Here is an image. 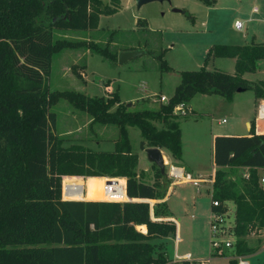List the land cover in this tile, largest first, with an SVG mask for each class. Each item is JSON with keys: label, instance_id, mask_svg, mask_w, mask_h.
<instances>
[{"label": "trees", "instance_id": "1", "mask_svg": "<svg viewBox=\"0 0 264 264\" xmlns=\"http://www.w3.org/2000/svg\"><path fill=\"white\" fill-rule=\"evenodd\" d=\"M119 3L0 0V264H170L160 240L175 235L177 224L153 219L149 202H121L128 197L164 198L166 193L160 182L148 184L142 180L143 172L138 174L139 156L129 127L140 129L141 149L165 148L180 160L179 117L184 115L174 113L176 106L198 94L221 95L232 101L237 92L248 89L257 99H264V80L253 82L244 77L264 59V43L254 40L245 45L213 46L205 61L235 58L236 72L205 66L181 71L169 101L158 100L160 105L154 109L124 108L118 91L105 98L78 90H51L48 78L54 57L65 50L83 48L117 60L107 45L58 38L56 31L95 29L100 16L115 14ZM162 53L161 66L169 70ZM61 99L90 114L92 122L116 125L115 149L63 146L54 110ZM214 163L212 209L216 208L214 200L224 203L217 207L222 212L227 210L225 203L235 204L237 240L230 263L238 264L236 256L252 251L247 236L264 229V187L260 184L264 133H257L255 121L249 135L215 138ZM237 167H248V176L234 179L231 172ZM158 174L162 175L161 169ZM64 175L85 176L87 193L77 178L67 177L63 186ZM167 212L164 203L154 213L157 217ZM137 225H146L147 233L137 230Z\"/></svg>", "mask_w": 264, "mask_h": 264}, {"label": "rangeland", "instance_id": "2", "mask_svg": "<svg viewBox=\"0 0 264 264\" xmlns=\"http://www.w3.org/2000/svg\"><path fill=\"white\" fill-rule=\"evenodd\" d=\"M102 1L104 4L111 3V0ZM207 2L156 1L138 8L135 0H120L117 12L101 15L95 29L56 31L58 38L86 39L101 46L107 45L118 58L113 61L83 48L65 50L54 57L52 74L48 78L49 88L78 90L93 97L105 98H111L118 91L123 102L121 106L136 111L158 108L160 95L169 97L174 93L181 80V71L199 70L207 63L211 70L221 69L228 73H231V69L235 71L233 58L220 59L223 61L216 59L214 63V59L206 62L205 58L215 45H245L252 41L255 34L258 41L264 42V21L260 12H253L254 7L261 6L257 0ZM174 8L182 11L176 12ZM237 20L244 22L242 30L236 29ZM126 51H143V54L120 63L119 56ZM162 52L171 68L169 70L161 66L159 55ZM220 62H226L225 66ZM227 63L229 66H226ZM248 78L251 81L264 80V59L258 62L256 71L248 73ZM191 104L194 105L195 113L179 117L185 136L184 158L188 167L193 168L194 177H199L195 174V168L207 177L213 173V133H249L245 117L240 119L237 116L249 114L248 120L254 122L255 95L248 89L238 94L234 103H230L221 95L199 94ZM116 108L117 105L111 110ZM54 110L58 116L56 132L64 139L63 146L80 144L92 150H101L105 144L100 145L101 141L118 137L116 125L92 122L90 114L76 108L66 99H61ZM154 123L159 128L164 127L160 122ZM129 134L133 148L138 150L143 139L140 129L130 127ZM165 154L172 158L168 150ZM165 166L172 175L173 162ZM231 173H234V179L240 180L249 174V170L237 167ZM171 177L174 188L167 202L171 214L176 218L178 229L175 235L160 240L170 264H183V261H187V254L193 257L191 263L203 260L205 264H231L230 257L235 251L237 238L230 234L213 236L212 191L207 189L210 186L208 180L199 179L202 185L200 192L191 180L173 175ZM86 179L85 176L76 179L85 182V194ZM232 204L229 206L233 210L235 207ZM232 212L228 221L236 226L235 210ZM258 232L260 230H254L249 235ZM219 240L223 241V245L217 249L213 241ZM227 241L233 244L232 247L226 246ZM236 257L239 261L241 256ZM243 258L250 264H264V250Z\"/></svg>", "mask_w": 264, "mask_h": 264}, {"label": "crops", "instance_id": "3", "mask_svg": "<svg viewBox=\"0 0 264 264\" xmlns=\"http://www.w3.org/2000/svg\"><path fill=\"white\" fill-rule=\"evenodd\" d=\"M257 1L259 2V5L261 7H254L253 8V12H256V13L260 12L261 13V19H263V21H264V0H257ZM253 40L255 42H260V41L257 40V35L256 34H255V37L252 39V41ZM248 43H250V42H248ZM248 43H246V44H248ZM260 43H264V42H260ZM225 58H227V57H218V58H212V59H214L213 60V63H214V61H217L216 59H219L218 61H223V60H220V59H225ZM233 59L235 60V67H236V59L235 58H233ZM220 63H221V65L223 67L226 64V62H220ZM207 64L205 65V67L208 69L209 67H208ZM213 66L215 67V64ZM226 66H229V64L227 63ZM223 67H220V68H223ZM215 68H217V67H215ZM209 70H211V69H209ZM212 70H214V69H212ZM227 70H230V69H227ZM230 71H231L232 74H234L236 72V70L234 71L233 69H231ZM248 73H250V72H246L244 74V77L247 80H249ZM260 80H262V79H260ZM249 81H251V80H249ZM241 92L242 91L237 92L235 94V96H234V99L232 101H230V103L231 102L234 103V101L236 100V97H238V94H240ZM155 95H157V94H155ZM170 96L169 97L167 96V97L170 98ZM196 96L193 98L194 100H195ZM192 100L189 103H187V107L189 109V113L186 116H188L191 113H195L194 105L191 104ZM263 100L264 99H257L255 97V107H254L255 117L252 119L256 123V131L259 134L264 133V120H260V118H258V105ZM120 103L123 104L122 100L120 101ZM249 116H250L249 114H247V115H242L241 114V115L237 116V118L241 119V118L245 117V119H246L245 122L247 123L248 127L251 128L252 121L248 120ZM181 130H182V128H181ZM129 131H130V127H129ZM249 133H250V131H249ZM249 133H227V134L226 133H217V132L213 133V135H212V138H213L212 139L213 140L212 141L213 142V173L211 175L207 176V177H205V175H202L201 171H199L200 169H198V168H195V170H196L195 174L197 176H199V177H194V175L192 173L193 172V168L188 167L187 162L185 161V158H184L185 157V136H184L183 130H182V144H183V156H182V159L178 160V159L174 158L171 153L170 154H171L172 158H169L165 154V151H167V149L160 148V147H158V148H160V150H161V152H162V154H163V156H164V158L166 160L165 161V165L171 161V162H173V166L181 168L183 170V172L185 173V175L186 174H190V176L192 178L198 179V180L201 179V178L205 179V180L207 179L208 182L210 183V186H207V189H210L213 192V183H214V179H215V172L217 170V166L214 163V141H215V138L217 136H219V135H249ZM115 138H116V136L115 137H109L107 140L101 141L100 145L105 143L101 150H107V151L114 150L115 149ZM145 149H141V147H139L138 150L134 149V151L137 152L138 156H139L138 165H137L136 170H137L139 175L143 172L144 175L142 176V180L145 181L146 183L154 184L156 181L160 182L161 187L166 189L165 197L164 198H157V199L130 198V197H128V199L124 200L123 202H125V201H146V202H149L150 206H151V216H152L153 219L164 220V221H173V222H175L177 224V229H178V223L176 222V218L173 216V214H171V211H170V209L168 207L169 205H168V202H167L169 194H170V192H173V188H174L173 178L171 177L172 175L169 174V172H167L166 166H165V171L162 172V168L158 164H156L154 162H151L148 159V156H147V153H146ZM243 168L246 169V170H249L248 167H243ZM158 169H161V173H162L161 176H159V174H158ZM171 173H172V170H171ZM260 173L262 175L264 173V170L260 169ZM67 177H77V179L82 178V176L64 175L63 179L65 180ZM106 178H108V179H117L118 178L119 179V178H122V177H114V178L106 177ZM123 179H125V189H126V178H123ZM81 182H83V181H81ZM192 183H193L194 186H196L198 188V191L201 192L200 189L202 188V185H201L200 181H199L198 185H195L194 182H192ZM83 184L85 186V182H83ZM95 201H107V200H95ZM108 201H110V200H108ZM164 203L167 205V210H168L167 214H160V215H158L156 217L155 213H154L155 212V208L157 207L158 204H164ZM231 203H233V202H229V205ZM234 207H235V204H234ZM230 209H231V212L235 210V209L232 210L231 207H230ZM211 211H212V207H211ZM232 214H233V212H232ZM136 228H137V230H139V231H141L143 233H147V226L146 225H137ZM247 239H248L247 242H248L249 246L252 248V251L249 254L244 255V257H246V256H248L250 254H258V253L261 252V250L262 251L264 250V229L262 231L260 230V232H258L256 234L249 235Z\"/></svg>", "mask_w": 264, "mask_h": 264}, {"label": "built area", "instance_id": "4", "mask_svg": "<svg viewBox=\"0 0 264 264\" xmlns=\"http://www.w3.org/2000/svg\"><path fill=\"white\" fill-rule=\"evenodd\" d=\"M235 27L238 30H242L244 28V22L243 21H239L237 20L235 22ZM159 101L165 102L167 103L169 101V98L162 94L159 96ZM174 113L178 114V115H187L189 113V109L187 107V104L181 103L178 106L175 107L174 109ZM258 117L259 118H264V100L261 101L258 105ZM264 170V169H263ZM172 175L174 177L177 178H183V179H189L192 182H194L195 185L199 184V180L198 179H194L190 176V174H186L183 172V170L181 168L178 167H174L172 170ZM246 177L248 175H245ZM260 184L264 187V173L260 176ZM224 205V203H221L218 200H214L213 201V205L216 207L215 209H212L211 211V222H212V231H213V236H220L223 234H230L235 236V226L232 223V221H228V217L231 213V209L229 207V202L225 203V205H227V210L222 212L220 210H217V207H219L220 205ZM236 237V236H235ZM215 244V247L221 248L223 245V241L219 240V241H213ZM226 246H231L232 247V243L227 241ZM186 260L189 261L191 263V261H193V257L191 254H187ZM206 262H204L203 260L201 261H195V263H191V264H205ZM238 264H249V262L244 259L243 257L239 258Z\"/></svg>", "mask_w": 264, "mask_h": 264}, {"label": "water", "instance_id": "5", "mask_svg": "<svg viewBox=\"0 0 264 264\" xmlns=\"http://www.w3.org/2000/svg\"><path fill=\"white\" fill-rule=\"evenodd\" d=\"M164 2V1H169V0H135L136 5L138 8H141L142 6L151 3V2ZM174 11L176 12H181L182 9L179 8H174ZM143 54V51H126V52H122L119 56V61L120 63H123L125 61H127L129 58L132 57H137L139 55ZM132 104H129V106H131ZM146 153L148 156V159L151 162H154L156 164H158L161 168H162V172L165 171V158L160 150V148L158 147H149L146 148Z\"/></svg>", "mask_w": 264, "mask_h": 264}, {"label": "flooded vegetation", "instance_id": "6", "mask_svg": "<svg viewBox=\"0 0 264 264\" xmlns=\"http://www.w3.org/2000/svg\"><path fill=\"white\" fill-rule=\"evenodd\" d=\"M169 2H171V0H169Z\"/></svg>", "mask_w": 264, "mask_h": 264}, {"label": "bare ground", "instance_id": "7", "mask_svg": "<svg viewBox=\"0 0 264 264\" xmlns=\"http://www.w3.org/2000/svg\"><path fill=\"white\" fill-rule=\"evenodd\" d=\"M262 119H264V118H262ZM166 161V160H165Z\"/></svg>", "mask_w": 264, "mask_h": 264}]
</instances>
